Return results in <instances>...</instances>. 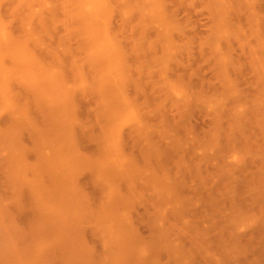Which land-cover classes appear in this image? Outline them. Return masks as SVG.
I'll list each match as a JSON object with an SVG mask.
<instances>
[{
  "label": "bare ground",
  "instance_id": "1",
  "mask_svg": "<svg viewBox=\"0 0 264 264\" xmlns=\"http://www.w3.org/2000/svg\"><path fill=\"white\" fill-rule=\"evenodd\" d=\"M200 1L212 16L199 48L214 59L221 89L213 93L170 76L173 64L184 66L181 56L192 44L174 40L189 27L176 19L169 0H0V264H167L159 252L174 264H194L197 250L171 237L188 229L195 240L200 234L184 214L193 201L181 191L183 179L164 166L170 151L178 154L179 169L195 175L217 150L229 198L236 194L237 170L247 159H262L247 177L251 196L264 197V14L259 0ZM152 28L157 35L149 38ZM233 39L249 50L252 96L231 76L240 67L222 44ZM140 93L152 97L140 101ZM85 100L92 104L83 117ZM168 105L180 116L198 106L212 117L211 129L198 139V159L189 149L196 138L183 139L166 122ZM128 136L138 156L126 149ZM238 141L244 147L237 149ZM82 143L95 150L84 151ZM85 172L96 198L79 180ZM211 176L202 170L203 186ZM150 200L152 233L144 238L131 213ZM234 209L224 228L234 237L228 258L244 253L238 241L243 228L264 223V203L258 211ZM24 211L30 215L22 225L18 214ZM87 229L100 252L87 241ZM200 236L202 258L224 264L210 250L206 230Z\"/></svg>",
  "mask_w": 264,
  "mask_h": 264
},
{
  "label": "rangeland",
  "instance_id": "2",
  "mask_svg": "<svg viewBox=\"0 0 264 264\" xmlns=\"http://www.w3.org/2000/svg\"><path fill=\"white\" fill-rule=\"evenodd\" d=\"M169 2L170 6L173 7L176 19L189 27L183 34H174V40L177 43H181L185 38H188L192 44L190 54L181 56L184 66L173 64L170 76L172 78L181 77L188 79L193 88L202 89L208 93L220 90L221 85L217 81L218 77L214 70V59L209 57V50H200L199 48L200 41L205 38L211 30L212 16L209 10L200 0H169ZM258 6L260 11L264 14V0H259ZM239 19L243 22L246 21V15L242 14ZM113 27H118L117 18L114 21ZM147 35L149 38L156 37V30L154 28L150 29ZM251 41H254V39H251ZM222 46L225 50L229 49L232 51V61L240 67L238 71H235L232 68L230 71L231 76L237 78L240 86L252 96L254 94L252 84L255 80V74L249 65V50L242 48L237 39L224 42ZM157 51H161L160 45H157ZM133 61H135V59H133ZM140 78H147V75H142ZM131 91L133 92L132 88ZM146 96H150L148 98L152 97L151 95H147V93H140L138 94V99L141 101L145 99ZM90 104H92V100H85L82 102L81 116H87L85 108L90 106ZM164 118L167 123L173 124L174 132L183 139L188 140L190 136L196 138L195 142L190 143L189 149L194 155V158L198 159V139L205 137L211 129L213 124L212 117L202 107L198 106L190 109L186 116H180L176 108L168 105L164 108ZM153 119L154 117L150 118V120ZM154 120H156V118ZM253 128L255 130V126L251 124L247 127L250 132L254 131L252 130ZM252 134H254V132ZM237 144V149L244 147L242 146L243 141H238ZM164 146L166 150L169 148V145ZM81 148L84 151L95 150L90 143H82ZM126 149L137 156L139 155L138 147L133 144L129 136L126 137ZM170 152L171 154L165 161L164 166L167 167L173 175L180 176L183 179L185 186L181 191L193 201V205L186 208L184 212L185 217L188 219H194L198 231L197 233L200 235L202 230H206V241L210 250L217 257H220L224 264H264L263 222H261L263 226L252 228L246 227L241 230L238 241L245 248V251L241 256L228 258L225 253V250L227 251L231 245H234V237H230V229H228L230 236L228 231H226L228 228L226 225L228 214L235 210L234 207H237V209L238 207H242L244 210L258 211L259 205L264 203V197L256 198L251 196L253 193L251 190L253 188V181H251L250 177H247L248 173L255 172L256 169H258V166L262 164L261 161L263 160L261 159L258 161L247 159L245 161L243 167L237 170L239 181L236 188V194L234 197L229 198L224 194V187L228 184V175H219L218 173L219 161L216 159L217 150L210 153L211 162L208 165H205L202 169L205 174H212L210 179L208 178L209 180L207 181L208 184L206 187L203 186L201 169L196 171L195 175L186 167L179 169L175 162L178 154L172 151ZM231 152L232 150L228 151L229 154L227 159L229 162L232 160ZM2 175L0 165V179H3ZM79 180L84 185L86 191L94 198L99 195L98 190L92 183L90 172L81 174ZM262 185L264 186V183ZM219 188L222 190V197L219 196ZM153 206L154 203L151 200L144 203H138L131 213L136 232L144 238H149L152 233L151 212ZM257 208L258 210H256ZM207 213L210 215H207ZM28 215H30V212L28 211L18 214V221L22 225H25L24 218L26 217L27 221V218L29 217ZM168 219H174L172 214H168ZM224 228H226V230ZM187 231L188 233L186 235L171 234V237L180 242L182 246L197 250L194 264H213L210 261L204 260L201 256L200 246L203 241L201 236L198 235L197 237H200L199 240H195L191 236V230L188 229ZM232 231L233 230H231V233ZM85 237L97 252L102 250V245L99 240L93 236L91 229L85 231ZM158 256L161 262L174 264L173 258L168 254L159 252Z\"/></svg>",
  "mask_w": 264,
  "mask_h": 264
}]
</instances>
